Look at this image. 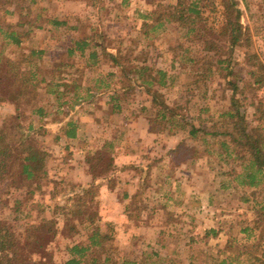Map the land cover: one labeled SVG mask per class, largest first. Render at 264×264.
Segmentation results:
<instances>
[{
    "label": "rangeland",
    "instance_id": "1",
    "mask_svg": "<svg viewBox=\"0 0 264 264\" xmlns=\"http://www.w3.org/2000/svg\"><path fill=\"white\" fill-rule=\"evenodd\" d=\"M239 1L245 44L232 53L228 50L226 71L231 73L226 77L216 59L228 54L208 52L199 40L205 34L217 46L225 45L221 35H210L223 13L214 11L208 0L201 2L203 18L189 35L177 22L163 20L164 26L150 29L174 10L178 0H0V26L8 29L26 20L24 28L15 29H32L21 47L0 31V95L10 90L9 62L17 64L33 49L44 51L38 62L48 72L56 61L65 63L67 71L57 77L75 80L80 86L79 101L46 118L62 119L71 113L79 125L77 139H62L54 124L45 135L29 136L47 155L49 177L43 188L27 198L12 178L0 182V222L8 224L18 239L42 217L56 222L57 235L42 241L41 264H64L71 257L69 247L87 240L90 229L80 226L73 234L58 207L70 206L77 181L94 176L103 185L92 206L100 213L103 229L107 223L113 225L114 236L105 249H94L89 256L103 261L110 253L113 263L129 259L136 264H189L196 247L199 256L206 254L197 264H215L243 252L245 256L233 264H264V182L242 183L245 176L241 174L247 171L241 161L217 153L220 141L230 140L226 132L231 125L222 115L230 109L232 98L239 101L250 129L259 126L256 105L264 103V84H255L258 76L264 78V0ZM148 14L150 18L145 17ZM62 21L67 24L55 23ZM94 33L102 34L101 45L120 49L131 65L148 67L147 75L167 72L168 85L155 82L156 88L187 122L201 129L196 137L188 135V124L185 129L177 126L175 132L152 129L156 105L144 88L135 87L125 96L121 92L119 112L110 102L112 89L96 94L97 80L117 68L101 52L96 60L90 59L92 48L83 55L67 53L73 40ZM41 102L56 112L54 96L44 95ZM12 111L0 103V123ZM32 119L39 122L27 110L22 123ZM128 191L134 192L132 200L124 197ZM246 227H255L252 236L241 233ZM211 230L215 232L208 233ZM254 256L262 260L253 262ZM6 261L0 251V264Z\"/></svg>",
    "mask_w": 264,
    "mask_h": 264
},
{
    "label": "trees",
    "instance_id": "2",
    "mask_svg": "<svg viewBox=\"0 0 264 264\" xmlns=\"http://www.w3.org/2000/svg\"><path fill=\"white\" fill-rule=\"evenodd\" d=\"M178 1L174 10H169L165 16L158 19V24H153L150 29L164 26L165 21L177 22L180 26L186 27L187 35L194 32L196 23L203 18L202 14L205 8L200 4L204 0ZM209 2L215 7L214 11L223 13L219 27H211L210 35L213 32L218 33L221 35L220 41L225 45L217 46L214 39L206 38L205 34L199 36V40L205 42V50L208 52L215 50L222 54H228L229 50L232 53L236 46L245 44L240 1L208 0V5ZM145 17L150 18L151 15L148 14ZM55 23L67 24L65 21ZM27 24L26 20H20L16 25H10L8 29L0 26V31L4 33L9 42L21 47L32 29L26 31L25 29H15V27L24 28ZM102 38L101 33L86 35L73 40L67 48L69 57L78 52L83 55L88 48H92L90 59L96 60L101 52L106 56L111 66L117 68L97 80L99 84L94 87L96 94L101 95L112 89L110 102H114V111L119 112L121 111V92L125 96L135 87L144 88L146 93L152 96L156 105V113L150 119L152 129L157 132L165 130L175 132L174 128L177 126L179 129H185L188 124L190 126L188 135L196 137L201 129L187 122L185 115L180 113L176 106L171 105L167 101L166 95L156 88V83L162 87L168 85L167 72L159 71L158 77L147 75L148 67L131 65V61L123 55L120 49L112 51L108 46L101 45ZM43 52L33 49L29 54H23L17 64L10 61L7 69L8 76L11 78L10 90L5 95H0V103L8 104L13 109L0 123V182L6 178H12L17 188L26 191L27 198H32L37 191H40L49 177L47 155L41 147L29 141V136L32 133L47 134V128L51 124L57 126L60 132L59 136L62 133L69 138H76L79 129L78 123L70 116L69 112H66L62 119L58 117H54L50 121L46 119L53 114L63 113L64 105H69L72 101L77 102L81 98L78 94L80 86L75 80L65 79L60 77L61 75L57 77L60 73L67 71V65L56 61L51 71L48 72L47 67L38 62ZM229 54L227 58L216 59L219 69L227 70L230 65ZM24 65L28 67L22 68ZM224 73L223 76L228 77L231 71ZM255 84L263 85L264 78L258 76ZM42 95L55 97L58 104L56 112L47 110L46 105L41 102ZM66 97L69 99L64 100ZM27 110L30 111L32 117L39 118L38 123L33 119L27 125L22 123ZM256 112L259 126L256 129H250L246 124L245 115L240 110L239 101L233 97L230 109L222 115L225 123L228 126L231 125V129L226 132L230 136V140H221L220 147L217 149L220 157H233V159L241 161V166L247 171L241 174V176H245L242 183L249 186H256L264 182V103L261 101L256 105ZM202 132L209 134L207 129H203ZM179 149H181V145L174 149V152H179ZM148 167V165L144 166V168ZM93 179L92 183L75 186L76 192L71 197L70 206L58 207L62 211L61 214L65 221L70 223V230L73 234L80 231V226L90 229L87 240L76 242L69 247L71 257L64 264H136L134 260L129 259L113 263L110 253L104 257L103 261L98 257L89 256V252H93L94 249H105L106 242L114 236L113 225L107 223L106 229H103L100 213L95 206H92L96 203L98 187L101 186V181L98 182L96 176ZM57 232L56 222L42 217L40 222L32 224L26 230L25 235L18 239L16 232L8 224L0 222V251L2 256L7 259L8 264H41L42 259L39 258V253L44 249L42 241L47 238L52 240ZM200 254L201 256L196 254V259L206 258V254L203 252ZM253 258L256 259L254 262L262 260L257 256ZM220 264H226V260H222Z\"/></svg>",
    "mask_w": 264,
    "mask_h": 264
},
{
    "label": "crops",
    "instance_id": "3",
    "mask_svg": "<svg viewBox=\"0 0 264 264\" xmlns=\"http://www.w3.org/2000/svg\"><path fill=\"white\" fill-rule=\"evenodd\" d=\"M79 131V129H78ZM79 137V132H78V135L76 138H69L67 137L66 135L62 134V139L66 140V141H72V140H75ZM94 181V179L91 177H88L83 181H77L79 182L80 184H87V183H92ZM103 184H101V187H102ZM129 193H125L124 197L126 198H130L132 200L133 196H134V192L132 193V191H128ZM255 231V227H246L245 229L241 230V233H244V234H247V237H250L253 235ZM231 246V245H230ZM229 246V247H230ZM196 247H195V250L193 251V253L190 255V258H189V264H197V261H203V260H198L196 259ZM245 256L244 252L243 253H240L238 256L236 257H232V256H229V257H226L224 259H220L219 261L217 260L215 264H220L222 260H226V264H233L234 261L238 260L240 256ZM256 259L253 258V262L255 261Z\"/></svg>",
    "mask_w": 264,
    "mask_h": 264
}]
</instances>
